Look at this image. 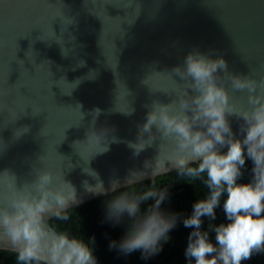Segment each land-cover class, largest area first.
<instances>
[{"label":"clouds","instance_id":"9594fccd","mask_svg":"<svg viewBox=\"0 0 264 264\" xmlns=\"http://www.w3.org/2000/svg\"><path fill=\"white\" fill-rule=\"evenodd\" d=\"M166 73L168 85L150 91L169 99L144 105L143 122L134 139L126 141L133 158L149 148L155 154L142 169H130L123 183L114 179L107 189L97 172L85 168L95 184L85 180L82 187L106 196L102 222L124 225L121 238L109 240L110 251L123 256L139 251L148 260L182 223L191 229L184 251L187 264H241L264 253V74L233 73L215 50L195 47ZM229 89L239 95H230ZM74 109L79 114L74 126H79L84 113L79 104ZM120 111L131 115L135 109ZM100 113H89L85 139L73 144L85 163L117 142L114 128L96 127ZM64 160L49 166L45 153L24 179L0 171V244L14 254L15 264H98L94 237L85 240L79 232L51 223L68 224L79 203L75 186L65 179ZM172 170L170 182H157ZM246 171L249 179L242 183ZM174 181L202 186L204 196L187 216L161 207ZM217 209L224 215L218 224L213 223Z\"/></svg>","mask_w":264,"mask_h":264},{"label":"water","instance_id":"95a60500","mask_svg":"<svg viewBox=\"0 0 264 264\" xmlns=\"http://www.w3.org/2000/svg\"><path fill=\"white\" fill-rule=\"evenodd\" d=\"M194 47L215 50L233 73L264 74V0H0V171L27 178L46 153L49 166L65 159L79 200L72 208L104 196L83 189L95 180L82 170L107 189L143 168L155 149L133 158L126 141L144 105L169 99L150 89L166 87V72ZM77 104L84 119L74 126ZM127 107L135 111H120ZM93 109L96 127L114 128L117 142L85 163L73 144L85 139Z\"/></svg>","mask_w":264,"mask_h":264},{"label":"trees","instance_id":"16d2710c","mask_svg":"<svg viewBox=\"0 0 264 264\" xmlns=\"http://www.w3.org/2000/svg\"><path fill=\"white\" fill-rule=\"evenodd\" d=\"M247 169L251 168L250 161H246ZM170 176L160 177L158 183L170 182L175 175L172 171ZM249 179V173L246 171L240 182L245 183ZM204 193L202 186L198 183L195 187L192 184L174 181L169 186V198L162 203L163 209L181 213L185 216L191 213L192 204L198 199H202ZM106 196H102L86 202L79 207L72 208L71 221L68 224H56L60 229L68 228L72 232H79L85 240L94 237L95 242L92 245L94 255L100 264H187L184 251L187 245V236L191 231L185 228L182 223H178L170 233V240L164 243L159 254L143 260L140 258L139 251L133 252L128 256L119 255L115 250H109V240H119L124 233V225L112 226L107 222H102L104 214V201ZM151 203V201H149ZM217 219L213 223L224 222L222 209H217ZM207 221L203 225L206 227ZM0 264H15V256L7 250H0ZM241 264H264V253H258L251 256L247 261Z\"/></svg>","mask_w":264,"mask_h":264}]
</instances>
